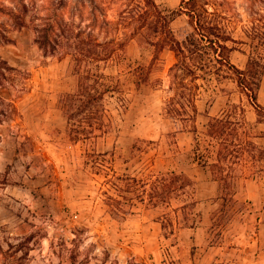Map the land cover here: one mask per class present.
<instances>
[{
    "label": "rangeland",
    "instance_id": "1",
    "mask_svg": "<svg viewBox=\"0 0 264 264\" xmlns=\"http://www.w3.org/2000/svg\"><path fill=\"white\" fill-rule=\"evenodd\" d=\"M155 1L174 10L182 0ZM212 2L237 42L231 44L237 49L232 63L244 70L254 56L264 65V0ZM130 3L0 0V57L15 69L0 87V264H264V175L254 176L245 164L235 167L237 204L226 208L232 220L215 227L225 214L219 198L228 192L191 158L209 116H220L229 105L244 109L249 130L264 145V111L254 109L232 74L200 80L197 133L180 132L163 112L175 53L165 49L150 82L134 83L132 70L151 64L154 50L132 38L130 20L121 21ZM171 26L179 31L187 17ZM39 36L57 46L50 48L53 54L43 52ZM113 38L125 46L119 59L101 64L122 87L107 100L110 132L72 143L58 98L76 87L73 66L81 42ZM257 102L264 108V76ZM133 145L142 151L133 152ZM149 171H183L196 182V228L176 225L173 234L163 229L180 201L158 208L137 203L126 220L111 217L104 194L110 177Z\"/></svg>",
    "mask_w": 264,
    "mask_h": 264
},
{
    "label": "trees",
    "instance_id": "2",
    "mask_svg": "<svg viewBox=\"0 0 264 264\" xmlns=\"http://www.w3.org/2000/svg\"><path fill=\"white\" fill-rule=\"evenodd\" d=\"M130 2L129 8L121 15V21L130 20L132 38L154 50L151 64H138L132 70L134 83L141 87L150 82L152 65L160 60L165 49L175 53L176 62L170 68L168 98L163 112L180 132L190 128L197 133L195 123L200 115L197 105L202 88L200 80L212 83L214 79L220 81L227 74H232L254 109L264 111L257 102L264 65L254 56L249 57L244 70L232 63L231 55L237 49L231 44L237 42L212 0H182L179 8L174 10H162L155 0ZM181 16L187 17V26L176 31L171 25ZM37 43L46 55L54 53L50 48H57L44 36H39ZM81 44L73 66L76 87L58 98V107L67 123V138L72 143L97 139L109 133L107 100L122 93L120 81L106 75L103 67L107 65L101 64L119 59L125 44L115 38L103 43L90 40ZM14 70L0 57V87L7 78L6 73ZM120 102H125L124 97L120 98ZM257 138L248 128L244 109L233 105H229L220 116H209L202 139L195 138L191 155L194 163L209 168L213 181L220 183L228 192L224 194L223 191L224 196L219 198L223 200L219 210L225 214L217 218L215 227L224 226L232 220L226 208L237 204L233 197L235 167L245 164L254 176L264 175V145L258 143ZM132 149L135 153L142 151L136 145ZM107 185L110 190L104 193L105 204L111 217L117 221L122 222L132 215L137 203L147 202L151 207L158 208L170 207L173 201H180L182 205L173 210L175 216L166 215L163 229L168 228L173 234L176 225L196 228L199 216L196 208L200 203L195 197L196 182L183 171H149L143 177L114 173Z\"/></svg>",
    "mask_w": 264,
    "mask_h": 264
}]
</instances>
